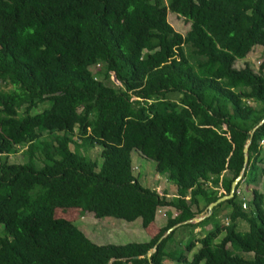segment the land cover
<instances>
[{
  "label": "trees",
  "instance_id": "16d2710c",
  "mask_svg": "<svg viewBox=\"0 0 264 264\" xmlns=\"http://www.w3.org/2000/svg\"><path fill=\"white\" fill-rule=\"evenodd\" d=\"M168 11L189 22L184 36ZM255 47L257 71L236 69ZM262 120L264 0H0V264H264V122L246 166L243 154ZM95 145L99 161L80 152ZM21 150L27 161L9 163ZM134 150L174 199L140 184ZM243 169L231 199L186 223ZM71 182L94 189L81 215L147 229L161 208L178 214L147 242L96 245L49 209Z\"/></svg>",
  "mask_w": 264,
  "mask_h": 264
},
{
  "label": "rangeland",
  "instance_id": "374dc122",
  "mask_svg": "<svg viewBox=\"0 0 264 264\" xmlns=\"http://www.w3.org/2000/svg\"><path fill=\"white\" fill-rule=\"evenodd\" d=\"M167 21L173 28V30L181 35H185L190 27L189 22L184 18L177 16L176 14L168 11ZM263 50L260 47H255L246 59H238L235 62V68H243L244 62H248L251 67L257 71ZM94 73L97 79L101 80V68L95 67ZM111 81L115 86H120V83L116 80L114 74H111ZM179 94H170L167 96V101L176 104L181 107L179 101ZM42 110L39 108L38 111ZM73 149V146H70ZM24 150V149H23ZM21 150L16 155L9 157V163L23 164L27 161ZM80 152L90 159L99 161V155L101 148L99 146H93L92 148L81 146ZM131 162L133 168V174L139 178L140 184L148 189H154L158 195L165 194L168 200L175 197L174 187L166 180L165 173L156 172V164L154 161L149 160L134 150L131 152ZM262 169H264V163H262ZM254 186L246 188L244 185L240 187L241 194L239 200L244 197V202L249 203L251 201L249 189ZM259 192L264 194V175L261 177L259 184L256 186ZM54 195L50 199L49 209L53 210L56 218H63L71 221L84 235L96 245H116L123 246L128 243H142L147 242L153 236H155L160 228L164 227L167 222L168 214L173 217L178 214L177 210L173 208H161L155 221L147 229L141 227V221L136 220L134 222L129 221L128 217H123L120 220L105 218L96 219L89 213H82L79 211L83 209L86 203L94 194V189L78 184V183H65L55 189ZM175 194V195H174ZM205 213L196 216V218L203 216ZM223 223H227L226 221ZM199 234L200 228H196L194 231ZM177 239L181 238L183 241L187 238V231L178 232ZM199 248L196 246L193 251L188 255L191 259L192 254ZM163 264H170L168 261H164Z\"/></svg>",
  "mask_w": 264,
  "mask_h": 264
},
{
  "label": "water",
  "instance_id": "95a60500",
  "mask_svg": "<svg viewBox=\"0 0 264 264\" xmlns=\"http://www.w3.org/2000/svg\"><path fill=\"white\" fill-rule=\"evenodd\" d=\"M264 120H262L250 133V138L248 139L246 145L244 146V149H243V154H244V166H246L247 162H248V147L250 145V142H251V138H252V135L255 131L256 128H258L259 126H261L263 124ZM244 174V169L241 171V173L239 174V176L232 182L231 184V187H230V191H229V194L228 195H225V196H222L220 198H218L215 202L211 203L207 208H206V214H204L203 216L201 217H198V218H194L190 221H187L186 223H198L200 221H202L203 219H205L206 217L210 216L211 214V211L212 209L218 205L219 203L221 202H224L226 200H229L231 199L233 196H234V193H235V190H236V186L237 184L239 183V181L242 179V176ZM175 227H173L172 229L168 230L167 233L163 236L165 237L168 233H170ZM156 247V246H155ZM154 247V249H155ZM151 250L147 253V256H150V254L154 251ZM112 261L109 262V264H111Z\"/></svg>",
  "mask_w": 264,
  "mask_h": 264
},
{
  "label": "crops",
  "instance_id": "0c3cea01",
  "mask_svg": "<svg viewBox=\"0 0 264 264\" xmlns=\"http://www.w3.org/2000/svg\"><path fill=\"white\" fill-rule=\"evenodd\" d=\"M261 166H263V164H261ZM174 193L176 194L175 188H174ZM260 193H262V192H260ZM175 194H174V195H175ZM262 194H263V193H262ZM175 197H176V195H175ZM175 197H174V198H175ZM174 198H172V199H174ZM156 217H157V216H156Z\"/></svg>",
  "mask_w": 264,
  "mask_h": 264
},
{
  "label": "built area",
  "instance_id": "2783aa9c",
  "mask_svg": "<svg viewBox=\"0 0 264 264\" xmlns=\"http://www.w3.org/2000/svg\"><path fill=\"white\" fill-rule=\"evenodd\" d=\"M243 207L245 208V205H243Z\"/></svg>",
  "mask_w": 264,
  "mask_h": 264
}]
</instances>
